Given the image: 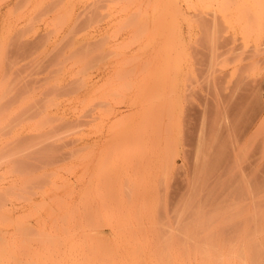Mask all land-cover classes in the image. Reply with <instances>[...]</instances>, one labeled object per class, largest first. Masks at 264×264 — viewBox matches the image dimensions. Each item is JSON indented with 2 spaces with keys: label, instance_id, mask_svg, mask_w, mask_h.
<instances>
[{
  "label": "rangeland",
  "instance_id": "obj_1",
  "mask_svg": "<svg viewBox=\"0 0 264 264\" xmlns=\"http://www.w3.org/2000/svg\"><path fill=\"white\" fill-rule=\"evenodd\" d=\"M191 222L264 264V0H0V264H198Z\"/></svg>",
  "mask_w": 264,
  "mask_h": 264
},
{
  "label": "bare ground",
  "instance_id": "obj_2",
  "mask_svg": "<svg viewBox=\"0 0 264 264\" xmlns=\"http://www.w3.org/2000/svg\"><path fill=\"white\" fill-rule=\"evenodd\" d=\"M195 222L182 224L179 227V236L176 242L177 255H190L199 259L198 264H225L223 261L232 260L239 257L240 247L237 243H224L210 241L207 238L193 239L186 236H193L195 233H201L204 237L208 235L206 227H196ZM225 258V259H224ZM215 263H214V262Z\"/></svg>",
  "mask_w": 264,
  "mask_h": 264
}]
</instances>
